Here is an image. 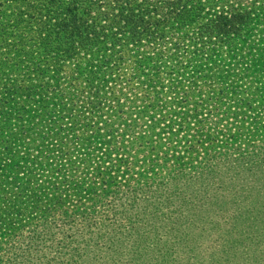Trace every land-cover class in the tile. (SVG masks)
Segmentation results:
<instances>
[{"label": "trees", "instance_id": "trees-1", "mask_svg": "<svg viewBox=\"0 0 264 264\" xmlns=\"http://www.w3.org/2000/svg\"><path fill=\"white\" fill-rule=\"evenodd\" d=\"M165 37L169 50L155 49ZM0 43L9 58L0 66V153L8 151L7 161L0 154V256L11 255L3 241L7 233L20 231L26 214L27 220L37 217L42 223L28 236L24 255L64 254L61 250L69 245L66 260L70 264L78 262V255L90 242L99 240L102 244L120 237L130 240L167 219L165 213L174 208L175 197L181 193L180 184L176 182L170 191L164 186L161 175L168 172L157 166L156 159L165 155L179 171L186 158L183 153L190 156L195 142H204L205 149L214 141L223 142L218 131L214 138L212 132H204L202 119L194 114L199 102L195 104L192 98L199 90L183 88L174 76H185L193 83L202 68H209L214 80H221L227 74H216L215 67L229 61L243 66V75L260 83L259 75L264 71V0H0ZM144 46L152 51L144 54L140 50ZM165 61L172 64L165 74L173 75L166 89L173 95L168 100H161L162 95L145 99L146 88L155 89L148 81ZM126 64L132 71L129 79L136 85L145 83L146 94L141 103L131 100L126 107L116 100L112 103L114 115L106 116L100 95ZM253 70H259V75H253ZM252 92L264 96V82ZM236 106L233 115L241 114L243 107L252 109L249 101ZM123 109L125 114L120 117ZM172 111L177 118L171 120L179 126L190 119L196 125L191 144L176 155L160 154L155 147L147 149L143 142L152 137L133 132L137 128L129 132L128 140L112 132L118 123L134 128L152 113ZM234 118L233 123L241 120ZM150 123L155 127L157 117L152 116ZM250 138L263 142L264 127L246 128L225 139L239 142ZM140 145L144 147L137 148ZM55 148L59 152L57 163L50 158ZM97 148L103 149V157L96 156ZM138 149L142 158L148 157L145 168L139 175L119 177L122 165L137 162L131 152ZM70 156L73 166L64 168ZM102 158L108 159L105 165L100 163ZM92 160L99 162L91 174L98 177V183L83 180L79 184L67 176L75 175L74 164ZM35 174L40 178H33ZM146 176L158 177V191L149 196L158 205L151 211L147 209L152 200L146 195L149 187L143 183ZM121 186L128 189L124 197L106 199ZM67 193H73V208L83 215L82 225L74 224L71 214L68 219L61 199ZM138 205L142 214L137 212ZM148 219L154 223L148 225ZM55 226L64 238L55 237ZM69 228L72 235L66 233ZM8 263L0 260V264Z\"/></svg>", "mask_w": 264, "mask_h": 264}, {"label": "rangeland", "instance_id": "rangeland-1", "mask_svg": "<svg viewBox=\"0 0 264 264\" xmlns=\"http://www.w3.org/2000/svg\"><path fill=\"white\" fill-rule=\"evenodd\" d=\"M166 37L155 44V49L166 52L169 50L170 42ZM3 46L0 43V66L2 63L9 62ZM140 50L144 54L152 51L151 48L145 46L140 47ZM224 63L228 65L215 67L216 74L224 72L227 74L221 80H214L216 77L212 75V70L209 68H202L199 74L195 75L193 83H189V79L187 80L185 76H174L181 82L183 88L194 87L199 90L192 98L195 104L199 102L194 114L197 118L202 119L204 132H212V138H214L215 132L218 131L217 134L223 142L214 141L212 146L207 149H205L204 142H195L191 153L188 152L190 156L183 153L186 158L184 157L185 162L179 165V171H175L171 167V161L166 159L165 155L163 158H155L158 161L157 166L168 172L167 175H161L165 180L164 186H168L170 191L175 188L176 182L180 184L181 193L175 197L174 208L165 213L167 219L161 221L162 224L157 222L155 228L150 229L151 232H138L130 240L128 237H120L110 238L111 240L103 241L102 244L99 240L95 243L90 242V245L86 246L78 255L79 260L75 262L76 264H264V159L261 158L264 155L259 156L264 154V141L260 142L258 139L250 138L239 142H230L225 139L230 134L246 128L264 127V96L262 93L252 92L257 84L264 82V71L263 75H259V70L252 71L253 75L260 76L259 83L253 79V76L243 75L244 67L238 63L229 61ZM171 66L170 61H165L164 66L153 72V78L148 82H153L152 86L155 89L146 88L148 95H145V99L151 100L156 95L158 97L162 95L161 100H168L173 95L166 90L170 83L169 79L173 75L171 73L166 75L165 72H168ZM187 70L190 72L189 67ZM130 74L132 71L126 64L120 70L117 78L110 81L107 88L102 91L100 102L107 110L106 116L114 115L112 103L116 100L125 104L124 107H126L131 100L141 103L144 99L143 94L144 92L146 94V91L143 87L145 83L136 85L137 82L129 79ZM1 78L3 80V76ZM228 90L232 93H225ZM201 91L203 94H200ZM201 95L203 96L201 97ZM249 95L252 96L249 97ZM217 99H219L218 102ZM246 101L251 103L252 109L243 107L241 114L233 115L232 112L237 109L236 103ZM122 112V114L118 113L120 117L125 114V110L123 109ZM177 113L180 114V112ZM152 116L157 117V124L153 128L150 126ZM163 116L165 120L161 119ZM234 116H237V119L241 118L240 122L233 123ZM125 117L128 119L127 115ZM171 118H177L175 111L165 113V115L152 113L142 118V121H139V124L134 128H129L130 125L123 127L122 123H118L112 132L115 136L123 134L124 140H128L131 137L129 132L137 128V131L133 130V132L152 137L151 140L146 139L143 142L144 145L147 144V149L155 147V151L160 154L167 152V155H176V152L184 151L186 145L191 144L190 139L196 135V125L190 119L188 123L179 126ZM166 121H171V124H164ZM100 127L102 126L100 125ZM142 146L137 148H143L144 146ZM94 151L97 157H103L102 148L94 149ZM6 152L8 151L3 150V153L0 154L2 155L1 159L7 161ZM131 153H133L132 158L137 162L132 161L127 163V166L122 165L120 168L122 174H119V177L130 178L133 175H139L145 168L144 161H147L148 157L142 158L139 149L133 150ZM58 154L59 152L55 148L50 155V158L55 161L54 163H57L59 159L57 158ZM72 158L73 156L69 157V162H66L64 168L68 165L73 166V163L70 162ZM97 161L99 160L97 159ZM97 161H86L84 164L76 163L74 164L75 175L67 176L74 177L79 184L83 180L96 184L99 182L98 177L91 174L92 168L99 163ZM107 162L108 159L105 158L100 160L103 165ZM33 178L40 177L35 174ZM143 181L146 187H149L146 190L148 192L146 195L151 198L149 196L158 191L156 188L159 187L157 185L158 177L149 178L146 176ZM126 187L121 186L119 189L109 192L105 196L106 199L113 200L121 196L124 197L128 192ZM74 190L76 189L71 191L74 192ZM69 194L61 196L66 205L65 210L69 214L68 219L71 214L74 224L82 225L80 223L83 215L75 212L73 208L75 205L74 196L73 193ZM156 202L157 200L153 199L148 202L150 203L147 207L148 211L158 205ZM141 211V206H139L137 212L142 214ZM65 215L63 214V217ZM25 216L27 215L25 214ZM24 217L20 231L7 233L5 241H3L5 249L8 248L12 252L11 255L9 257L0 256V260L7 261L8 264H67L69 245L66 250H61L65 252L64 254L35 252L24 255L22 248L26 245L28 236L34 229L38 230L42 223L37 217L35 220H27ZM145 222L149 225L150 222L154 223V220L148 219ZM52 232L56 238H64V233L57 230V226L52 228ZM66 233L72 235L73 229L69 228ZM74 237L79 242V237L76 235Z\"/></svg>", "mask_w": 264, "mask_h": 264}]
</instances>
